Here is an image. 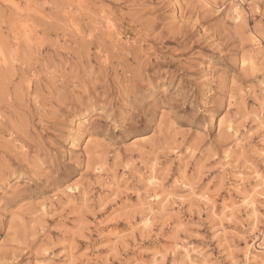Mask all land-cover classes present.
<instances>
[{
    "label": "rangeland",
    "instance_id": "obj_1",
    "mask_svg": "<svg viewBox=\"0 0 264 264\" xmlns=\"http://www.w3.org/2000/svg\"><path fill=\"white\" fill-rule=\"evenodd\" d=\"M263 180L264 0H0V264H264Z\"/></svg>",
    "mask_w": 264,
    "mask_h": 264
},
{
    "label": "bare ground",
    "instance_id": "obj_2",
    "mask_svg": "<svg viewBox=\"0 0 264 264\" xmlns=\"http://www.w3.org/2000/svg\"><path fill=\"white\" fill-rule=\"evenodd\" d=\"M234 13H236L237 14V16L239 15V11H238V9L236 8L235 9V12ZM240 13H241V11H240ZM150 180V179H149ZM255 180H256V182H260V181H262V177L260 176V175H256V178H255ZM152 181H154V180H152ZM264 181V180H263ZM156 182V181H155ZM153 184V183H152ZM256 185V184H255ZM153 186H155V185H153ZM258 186V185H257ZM256 186V187H257ZM159 195V194H158ZM160 196V195H159ZM160 197H158V199H159ZM247 199V198H246ZM245 201V200H244ZM225 204V203H224ZM231 205L232 204H225V205H223V212H226V211H228V210H230L232 207H231ZM249 207L252 209V211H254V206H253V204H252V202H251V204H249ZM215 209V208H214ZM229 213V212H228ZM256 252H258V253H263V257H264V244H261V245H257L256 246Z\"/></svg>",
    "mask_w": 264,
    "mask_h": 264
}]
</instances>
